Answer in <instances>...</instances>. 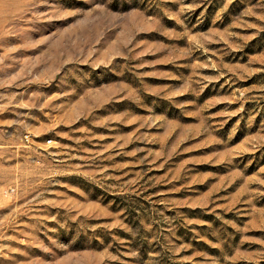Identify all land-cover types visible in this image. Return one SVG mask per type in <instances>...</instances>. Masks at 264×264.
<instances>
[{"label":"rangeland","instance_id":"1","mask_svg":"<svg viewBox=\"0 0 264 264\" xmlns=\"http://www.w3.org/2000/svg\"><path fill=\"white\" fill-rule=\"evenodd\" d=\"M0 264H264V0H0Z\"/></svg>","mask_w":264,"mask_h":264},{"label":"built area","instance_id":"2","mask_svg":"<svg viewBox=\"0 0 264 264\" xmlns=\"http://www.w3.org/2000/svg\"><path fill=\"white\" fill-rule=\"evenodd\" d=\"M49 142V141H48Z\"/></svg>","mask_w":264,"mask_h":264}]
</instances>
